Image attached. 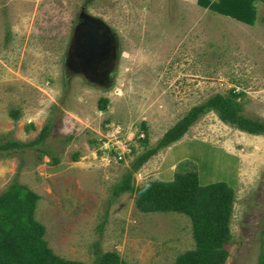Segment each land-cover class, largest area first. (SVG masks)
I'll use <instances>...</instances> for the list:
<instances>
[{
    "label": "rangeland",
    "instance_id": "1",
    "mask_svg": "<svg viewBox=\"0 0 264 264\" xmlns=\"http://www.w3.org/2000/svg\"><path fill=\"white\" fill-rule=\"evenodd\" d=\"M229 6L230 0H0V142L30 140L46 126L38 142L0 149V191L17 180L39 195L33 216L53 253L91 264L97 244L136 264H175L178 253L194 247L188 215L139 211L132 191L113 194V187L137 153L214 92L234 89L242 112L264 119V4L251 1L240 17ZM82 7L119 43L105 89L64 68ZM103 141L117 151L124 141L129 150L117 157ZM184 169H195L199 183L223 180L232 188L223 264H257L264 255V134L207 109L132 170L131 184L171 179Z\"/></svg>",
    "mask_w": 264,
    "mask_h": 264
},
{
    "label": "trees",
    "instance_id": "2",
    "mask_svg": "<svg viewBox=\"0 0 264 264\" xmlns=\"http://www.w3.org/2000/svg\"><path fill=\"white\" fill-rule=\"evenodd\" d=\"M261 18L264 19V13ZM237 97L234 89H228L224 93L214 92L203 102L190 106L152 145L133 157L130 169L114 184L113 194L132 191L134 205L141 211L176 210L188 215L194 247L178 253L175 264H223L226 255L223 244L229 236L227 221L232 188L223 180L199 183L195 169L176 171L171 179L147 180L133 187L131 171L159 148L178 139L207 109H213L221 120L239 129L264 134V119L244 114ZM104 101L106 98L102 97L97 107L102 108ZM45 134L46 126L43 125L32 139L5 140L0 142V149L31 145ZM139 140L145 145L146 135ZM21 187L17 180H12L0 191V264H85L78 259L60 257L50 250L43 238L44 226L33 216L39 195L31 189L21 190ZM93 253L91 264H136L119 258L115 251L101 250L97 244ZM257 264H264V255L258 258Z\"/></svg>",
    "mask_w": 264,
    "mask_h": 264
},
{
    "label": "flooded vegetation",
    "instance_id": "3",
    "mask_svg": "<svg viewBox=\"0 0 264 264\" xmlns=\"http://www.w3.org/2000/svg\"><path fill=\"white\" fill-rule=\"evenodd\" d=\"M118 54L114 31L101 18L80 8L71 26L64 68L93 87L105 89L111 85Z\"/></svg>",
    "mask_w": 264,
    "mask_h": 264
},
{
    "label": "crops",
    "instance_id": "4",
    "mask_svg": "<svg viewBox=\"0 0 264 264\" xmlns=\"http://www.w3.org/2000/svg\"><path fill=\"white\" fill-rule=\"evenodd\" d=\"M251 1L254 0H230V5L233 4V6H229L233 13V16L238 15L239 17L242 15V13H247L249 12V9H245L246 5L249 4ZM259 2H262L264 4V0H256ZM239 4V5H238ZM238 5V6H237ZM246 15V14H245ZM231 16V15H230ZM249 17H251V15H246V18L248 19ZM56 161V160H55ZM213 181L212 179L208 180V181H203V183H207ZM201 183V184H203ZM127 192V191H125ZM122 193V192H121ZM137 209V208H136ZM139 210V209H138ZM141 211V210H139ZM101 249V248H100ZM102 250V249H101ZM104 250V249H103ZM106 250H111V249H106Z\"/></svg>",
    "mask_w": 264,
    "mask_h": 264
},
{
    "label": "built area",
    "instance_id": "5",
    "mask_svg": "<svg viewBox=\"0 0 264 264\" xmlns=\"http://www.w3.org/2000/svg\"><path fill=\"white\" fill-rule=\"evenodd\" d=\"M104 142H106V143H105V144H106V147L109 146V145L113 146L112 143H110L109 141H103V143H104ZM120 144H121V146H122V150H121V151H117V150H116V147L113 146V149H114V150L116 151V153H117V157H120V155L123 154L125 150H129V148L126 147V144L124 143V141H120Z\"/></svg>",
    "mask_w": 264,
    "mask_h": 264
}]
</instances>
